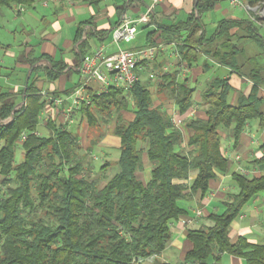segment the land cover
<instances>
[{"label": "trees", "instance_id": "1", "mask_svg": "<svg viewBox=\"0 0 264 264\" xmlns=\"http://www.w3.org/2000/svg\"><path fill=\"white\" fill-rule=\"evenodd\" d=\"M36 1L40 0H0V7H30ZM244 1L251 8L264 5V0ZM215 2L196 0L184 21L146 34V44H157L159 39L177 43L179 59L189 69L204 54L250 81L248 92H240L235 103L228 101L234 91L228 78L215 76L205 84L198 101L204 116L185 122L190 133L184 148H178L184 141L182 130L153 105L140 80L127 92L110 88L94 94L89 105L79 108L90 140L80 156L78 135L53 121H47V133H34L43 100L29 80L24 103L17 109L8 92L0 91V264H169L158 256L170 239L171 223L184 212L179 202L196 192L204 195L209 182L229 170L219 130H227L236 146L247 123L264 126V96L260 95L264 33L259 17L220 19L206 36L201 17ZM36 60L28 62L32 65ZM55 67L51 62L46 74L54 76ZM178 74L177 67L159 75L158 92H166L183 115L192 106L195 88L188 78L178 81ZM122 110L131 111L133 118H122ZM112 112L118 113L114 127L119 139L118 170L99 187L96 179L86 175L84 162L103 135L102 130H94L97 120L105 121ZM22 132H26L20 143L23 156L16 162ZM258 149L261 155L251 163L264 167V142ZM143 154L151 164L146 183L135 175L142 169ZM105 167L106 163L100 166ZM230 176L236 191L224 201L223 211L208 215L209 226L187 231L191 248L184 264H223L222 254L239 257L245 264H264V243L244 236L231 241L228 236L230 223L244 204L264 193V173L246 175L236 170Z\"/></svg>", "mask_w": 264, "mask_h": 264}, {"label": "crops", "instance_id": "2", "mask_svg": "<svg viewBox=\"0 0 264 264\" xmlns=\"http://www.w3.org/2000/svg\"><path fill=\"white\" fill-rule=\"evenodd\" d=\"M196 0H160L150 14L149 23H135L137 36L140 42L134 43L127 48H138L146 44L147 32L157 29L158 26H168L178 21H184L192 12ZM216 1L214 10L219 14L220 19H245L241 18L227 8L235 7L227 0ZM225 2V4H224ZM151 0H40L30 7L12 4L10 7H0V29L3 32L0 37V50L4 52L9 60L0 58V91H6L10 98L15 101L14 109L19 108L24 103L25 94L23 90L25 78L37 90L43 100V108L40 111L41 125H38L39 133H47V121H53L56 126L69 129L78 135V141L84 150L89 146L90 140L87 138L88 124L80 118L79 109L72 114V122L63 123L64 117L58 114L55 108L50 105V97L66 96L77 83L79 75V64L83 55L87 54L93 47L102 45L106 52L115 51L116 47L112 43V31L123 16L130 20H136L146 10ZM211 10L202 14L210 13ZM35 21H39L42 27L35 31ZM215 24V27L217 25ZM11 37V39H10ZM17 37V38H16ZM20 38L19 41L16 39ZM157 43L166 45V41L160 39ZM170 45L155 56L151 62H144L138 66L140 81L144 83L152 95L153 105L160 107L168 116L176 112L174 101L167 93H159L158 76L150 81L148 75L151 71L159 73L165 68L164 73L173 72L179 69L178 59L172 54ZM37 59L32 65L28 59ZM51 62L56 64L54 76L46 74L47 68L51 67ZM61 68L60 71L57 69ZM228 78L234 91L231 94L230 103H235L240 92H248L250 81L243 77L230 73L229 68L219 65L204 54H200L196 63L190 68L186 75L179 71L177 80L188 78L191 87L195 88L191 108L179 118H184L183 123L178 128L182 130L184 141L178 148H184L189 131L185 128V122L194 117H203L202 106L198 104L200 92L205 84L213 77ZM27 80V83H28ZM260 95L264 96V86L260 88ZM191 106V107H192ZM264 110V106H263ZM121 116L130 120L133 118L131 111L122 110ZM190 113H193L189 116ZM44 121V122H43ZM83 125L84 129L77 130V125ZM46 127L44 132L39 131L40 126ZM44 127V128H45ZM82 127V126H81ZM114 123L106 127L105 132L97 142L95 149L92 148L90 155H93L94 162L98 165L104 163L109 166L112 162L116 164L119 155V139L114 133ZM263 127L257 122H249L240 134L238 144L233 146L232 139L228 135L225 137L227 143L222 144L223 154L229 158V170L225 174L218 173L216 178L209 182L204 195L196 192L190 199H183L179 202L184 212L180 214L170 225V239L160 253L158 258L169 264H184L186 252L191 248V243L187 239V231L197 229L211 224L207 218L210 213H220L224 209V201L228 195L236 191V185L231 180L230 173L236 171L241 165L247 169H259L253 175L264 173V167H259L251 163L257 156L261 155L258 149L264 142L262 135ZM95 153V154H94ZM238 155L239 162L235 161ZM97 156V157H96ZM142 169L135 173L136 177L146 183L151 176V164L145 154L142 157ZM98 169V173L101 174ZM193 176L191 175L189 179ZM200 210L201 214L196 215ZM228 236L234 241L238 236H244L254 243H264V193L258 194L244 204L240 213L230 223ZM227 257V262L224 260ZM154 257L149 258L147 263H151ZM223 264H245L236 256L222 254Z\"/></svg>", "mask_w": 264, "mask_h": 264}, {"label": "built area", "instance_id": "3", "mask_svg": "<svg viewBox=\"0 0 264 264\" xmlns=\"http://www.w3.org/2000/svg\"><path fill=\"white\" fill-rule=\"evenodd\" d=\"M159 1L160 0H151V3L147 6L145 12L135 21L130 20L127 16H123L112 31V43L116 47L115 51L108 53L102 45L93 47L81 58L78 80L70 92L64 97H50V105L55 108L58 114H61L64 117V124L72 122V114L76 109H79L82 105L90 104L92 95L106 93L110 88H121L124 92H127L134 83L140 80L137 71L138 66L141 63L153 61L157 53H159L160 50H163L167 45L172 47V54L179 61V71L182 75H186L189 72L190 69L187 64L179 59L176 50L177 43L175 42L166 43V45L162 43L153 45L145 44L138 48L122 47L123 44L131 43L136 38L137 30L135 23L150 22V14ZM227 1L235 7L243 8L248 11H254L258 8H251L244 0ZM259 11L260 15L258 16L262 17V15H264V8ZM249 16H251L250 13ZM251 19L253 20L254 18L251 17ZM164 71L165 68L161 69L159 73L151 71L148 75L150 81L154 80L158 74L164 73ZM195 108L196 105L192 106L191 112L195 110ZM175 111L176 112L172 113L169 117L172 124L175 127H179V125L183 123L184 118H179L178 115L180 114L177 109ZM192 114L193 113H190L189 116ZM38 125H41L40 119ZM34 133L36 135L39 134L38 130L34 131ZM262 135L264 136V129ZM25 137L26 132H22L20 140L23 141ZM239 158L240 157L236 155L234 159L236 162H239ZM236 170L246 175H253L259 171V169H247L241 165H238ZM200 214L201 211L197 210L196 215ZM186 264L194 263L187 262Z\"/></svg>", "mask_w": 264, "mask_h": 264}, {"label": "rangeland", "instance_id": "4", "mask_svg": "<svg viewBox=\"0 0 264 264\" xmlns=\"http://www.w3.org/2000/svg\"><path fill=\"white\" fill-rule=\"evenodd\" d=\"M221 2H223L221 0ZM225 4V2H224ZM227 8L230 10L231 13L239 16V17H243L245 19H249L251 17H253L254 19L253 20H256V16L257 17H260L258 15H260V11L259 10H263L264 8V5H260L256 10L254 11H251L253 14H250L251 16H249V11L248 10H237L238 8H232L231 6H227ZM202 22L204 24V29H205V32H206V36H210L213 31L215 30V24L217 22V20L220 18L219 14L216 13L214 10H211L210 13H206L205 15H203L202 17ZM259 23H260V27H261V31L264 33V15H262V17L259 18V20H257ZM254 24V22H253ZM42 27V24L39 23V21H35V24H34V30L37 31L39 30L40 28ZM3 35V32L2 30L0 29V37H2ZM17 38V37H16ZM11 39V37H10ZM17 41L20 40V38L18 37V39H16ZM243 41V40H241ZM140 42V36H137V39L134 41H132L131 43H128V44H123L122 47H128L130 45H133L134 43H139ZM251 54V51L250 49H247V55H250ZM4 58L5 60L7 61H13V59L9 60L7 58V56L4 54L3 51L0 50V58ZM262 58H264V56H262ZM232 94V93H231ZM231 94L229 95L228 97V101H230V98H231ZM117 116H118V113L116 112H112L111 115L109 116L108 119H105L102 120V119H98L97 120V123L99 124L96 128H94V130H102V133L105 132L106 130V127L112 123H115L117 122ZM99 118V117H98ZM82 126V127H81ZM77 125V130L80 132V130H83L84 129V126L83 125ZM41 128H39V131L41 132H44L46 127L44 125L40 126ZM45 127V128H44ZM220 133L222 135H227V130H224V129H220L219 130ZM41 134V133H40ZM87 136L89 135V129L87 128ZM88 138V137H87ZM89 139V138H88ZM22 141L18 140V144L16 145V148H15V161L18 162L22 159V156H23V152H22V147L20 145ZM221 142L222 144H226L227 141H226V138L225 137H221ZM90 144V142H89ZM95 149V147L93 148ZM85 152V150L83 148H80V151L78 153V155H83V153ZM95 154V153H94ZM97 157V156H96ZM94 159L93 158V155L89 154L87 156V158L85 159V162H84V167H85V171H86V175L89 176V178H94L97 180V184L98 186H102L105 182V178L106 177H110L111 175H113L115 172H117L118 170V166L117 164H115L114 162H112L109 166L105 167V168H100L99 171L103 174H100L98 173V169L100 165H98L100 162L98 163H95L94 162ZM263 194V193H261ZM226 262H227V257H225L224 259Z\"/></svg>", "mask_w": 264, "mask_h": 264}, {"label": "water", "instance_id": "5", "mask_svg": "<svg viewBox=\"0 0 264 264\" xmlns=\"http://www.w3.org/2000/svg\"><path fill=\"white\" fill-rule=\"evenodd\" d=\"M197 15H198V14H196V16H197ZM27 80H28V75H27L26 78H25V84H24V87H23V94L25 93V90H26ZM12 117H13V112L11 113L10 118H12Z\"/></svg>", "mask_w": 264, "mask_h": 264}]
</instances>
